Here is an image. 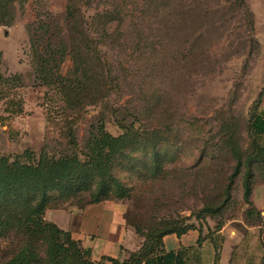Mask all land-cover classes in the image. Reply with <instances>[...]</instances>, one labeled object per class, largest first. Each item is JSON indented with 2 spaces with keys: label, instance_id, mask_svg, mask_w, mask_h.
I'll return each instance as SVG.
<instances>
[{
  "label": "rangeland",
  "instance_id": "obj_1",
  "mask_svg": "<svg viewBox=\"0 0 264 264\" xmlns=\"http://www.w3.org/2000/svg\"><path fill=\"white\" fill-rule=\"evenodd\" d=\"M112 1L135 8L122 26L124 36L116 31L114 43L99 39V26L93 20L99 9L83 10L91 47L97 45L101 51L99 59L105 69L101 99L77 112H68L67 117L60 115L61 104L53 92L35 80L36 56L30 42L33 35L40 33L39 26H56V35L58 28L64 31L67 0H27L23 8L16 9L11 26H0V79L19 77L18 84L0 80V157L12 160L25 151L36 159L40 153L55 157L82 153L89 128L100 117L105 131L113 137L123 133L120 125L133 124L137 130L145 131L143 134L155 131L152 136L157 143V168L152 153L142 148L132 152L130 164L123 166L128 170L136 166L137 171L115 172L127 188V196L88 205V194H83L53 203L46 210L44 219L69 233L82 254L78 260L67 255L61 264H109L93 260L84 252L81 243L86 238L80 236L82 242L77 238L83 225L95 230L99 243L113 244L122 236L120 249L128 256L130 249L135 250L144 241L135 233V227L147 234L154 229H218L231 221H255L254 217L250 222L245 217L255 208L253 191L264 188V165L255 164L251 169L250 204L245 203V162L253 142L264 147V137H256L249 129V116L255 111L259 93L264 91V0H244L239 7L229 9L222 20L214 16L205 21L204 40L198 42L202 49L194 50L192 55L190 43L184 42L191 24H183L179 32L177 26L163 20L155 23L154 10L141 6L144 0ZM145 1L155 6V0ZM193 1L198 6L204 0ZM208 1L230 6L229 0ZM165 28L177 37L172 39L169 32L161 40L160 36L168 32ZM140 35L145 41H138ZM158 42L163 48H158ZM152 47L158 55L151 51ZM205 48H209L208 53ZM71 68L72 61L67 56L60 72L68 75ZM257 111H264V96ZM70 127L75 128L76 145L67 137ZM234 151L241 168L229 185L237 161ZM48 196L56 198L58 194L54 191ZM257 211L262 216L263 211ZM116 219L120 227L112 233L106 224ZM14 246L15 243H0V261L15 252ZM46 254V249H40L32 264H52Z\"/></svg>",
  "mask_w": 264,
  "mask_h": 264
},
{
  "label": "trees",
  "instance_id": "obj_2",
  "mask_svg": "<svg viewBox=\"0 0 264 264\" xmlns=\"http://www.w3.org/2000/svg\"><path fill=\"white\" fill-rule=\"evenodd\" d=\"M229 1L228 8L221 6L219 2L210 4L208 0L202 1L198 6L193 0H155V6L152 7L144 0L136 7L144 4L146 10H154L155 13L152 14L155 23L163 20L166 24L177 26L179 32L182 31L180 26L191 24L187 26L184 42L190 43L189 55H192L194 50L202 49L198 42L204 40L202 31L206 26L205 21L214 16L222 20L229 9L239 7L244 2ZM26 2L27 0H0V26H11L15 20L16 9L23 8ZM123 3L124 5L116 4L112 0H67L64 11V19L67 20L63 29L65 33L58 28L59 34L56 35V26H39L37 30L40 33L32 36L31 48L36 56L35 80L58 98L62 117H67L68 112H77L82 107L98 103L105 88V69L99 59L101 51L97 45L94 49L91 47L92 40L89 38L83 10L99 9L100 13L97 12L93 19L99 26V39L114 43L116 31L124 36L122 26L135 9ZM202 5L204 9L201 8ZM114 23L117 27L113 26ZM165 29L168 32L160 36L161 40H165L169 32L172 39L177 37L170 29ZM138 41L143 42L145 38L140 35ZM163 46L158 42V48ZM151 51L158 55L156 48L152 47ZM204 52L208 53L209 48H205ZM67 56L71 58L72 68L68 75L63 76L60 65ZM1 81L18 84L19 77ZM263 96L262 90L255 102V111L249 116V129L256 137H264V111H257ZM120 128L123 132L120 136H111L105 131L100 117L97 124L89 128L84 151L70 156L55 157L40 153L36 159L30 151H25L12 160L9 157H0V243H15V252L8 259L0 261V264H32L37 261L42 248L46 249V255L52 264H61L67 255L74 260L81 258L77 242L70 238L69 233L62 232L55 224L47 222L44 214L51 204L68 201L83 194H88V205L127 196V188L120 183L115 172L137 171L136 166H131L132 171L124 167L130 164V159L133 158L131 153L138 149H148L152 153L154 167L157 166V143L152 136L155 131L143 134L145 131L137 130L133 124L120 125ZM75 136V128H68L67 137L72 145H76ZM234 156L237 161L232 167L229 185L240 174L241 162L235 151ZM255 164L264 165V147L253 142L252 153L245 162L247 170L242 181L243 200L247 204H250L253 177L251 169ZM54 191L58 194L56 198L48 196ZM250 217H254L255 221L250 222ZM245 218L250 222H244L247 226L261 224L260 213L253 207L247 211ZM134 230L144 238L138 250L130 252L123 260L109 256H102L100 259L108 261L109 264H162L160 261L165 258L162 247L165 236H181L190 230L201 228L173 227L160 232H155L154 229L147 234H142L136 227ZM84 252L89 253L86 249ZM81 264L85 263L82 261Z\"/></svg>",
  "mask_w": 264,
  "mask_h": 264
},
{
  "label": "crops",
  "instance_id": "obj_3",
  "mask_svg": "<svg viewBox=\"0 0 264 264\" xmlns=\"http://www.w3.org/2000/svg\"><path fill=\"white\" fill-rule=\"evenodd\" d=\"M252 203L257 210L263 211L260 225L247 226L243 222L231 221L219 229L210 227L190 230L181 236L167 235L163 238L162 246L165 258L160 263L264 264V188L253 191ZM119 227L120 222L117 219L106 224V229L112 233L119 230ZM80 236L86 239L82 242ZM77 238L93 260L97 261L102 256L123 260L127 256L120 249L124 241L122 236L119 242L115 241L113 244L99 243L95 230L86 229L83 225L77 232Z\"/></svg>",
  "mask_w": 264,
  "mask_h": 264
}]
</instances>
